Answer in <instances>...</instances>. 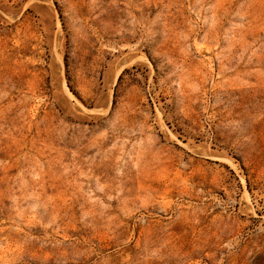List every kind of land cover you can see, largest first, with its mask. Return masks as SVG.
<instances>
[{"label":"rangeland","instance_id":"1","mask_svg":"<svg viewBox=\"0 0 264 264\" xmlns=\"http://www.w3.org/2000/svg\"><path fill=\"white\" fill-rule=\"evenodd\" d=\"M0 264H264V0H0Z\"/></svg>","mask_w":264,"mask_h":264}]
</instances>
